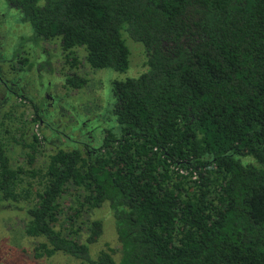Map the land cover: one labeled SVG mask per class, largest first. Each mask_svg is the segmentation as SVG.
I'll return each mask as SVG.
<instances>
[{"label": "trees", "instance_id": "obj_1", "mask_svg": "<svg viewBox=\"0 0 264 264\" xmlns=\"http://www.w3.org/2000/svg\"><path fill=\"white\" fill-rule=\"evenodd\" d=\"M5 1L36 37L60 40L71 67L82 50L92 69L125 74L111 81L114 122L99 145L87 131L82 151L68 138L73 149L43 170L11 166L6 143L16 139L0 121V202H27L34 257L264 264V0ZM128 41L144 51L133 75ZM32 137L22 143L30 166ZM104 204L117 247L93 257L103 225L83 217Z\"/></svg>", "mask_w": 264, "mask_h": 264}, {"label": "rangeland", "instance_id": "obj_2", "mask_svg": "<svg viewBox=\"0 0 264 264\" xmlns=\"http://www.w3.org/2000/svg\"><path fill=\"white\" fill-rule=\"evenodd\" d=\"M6 8L7 6L4 4L3 0H0L1 11L7 12ZM6 21L9 22L8 24L11 28L7 32L8 41L15 40L17 36V28H13L12 25L16 24V14L9 12L8 17L6 16ZM22 31L23 26L21 25V31L18 36L22 34ZM24 32H27V30ZM4 43L6 44V39L3 41L0 37V58L6 57V46ZM128 47L130 50L129 74H137L140 72L141 64L144 61V51L140 43L128 41ZM78 52L83 56L84 52L82 50H78ZM32 72H30L31 74L24 76L25 78L23 81L24 85L25 83H27V86L29 85L27 91L30 92L33 91V88L30 85L31 81L34 79ZM78 72L87 73L90 72V69L88 70V68H85V65H83L79 68ZM59 73V75L57 74L58 76L54 75V80L55 82H58V85L61 87L63 81L62 78L65 76V67L59 69ZM5 75L8 78H11L10 76H12L8 72H6ZM22 76L23 73H17V75L9 82L8 89H5V91L4 89L1 90L4 97L9 101L12 98V96H10L12 93L13 95L21 93V81L19 80ZM124 76L125 74H117L108 68L92 70L90 77H92L91 87L93 88L90 89L91 91L88 93L86 92L83 94L82 92L75 91L70 93V91L66 92V89L62 91L61 88H59V94L64 92L65 98L67 95V98L71 99V101L69 102L68 99L65 100L63 97H60L59 104H55L54 109L49 108L50 110L42 115V123H39L38 121L34 122L29 119L31 112L27 106L22 105L19 107H12L10 106V102L3 97H0V118L4 111V113H7L8 110H14L15 113V115H11L12 118L7 117L5 120L8 128H10V133L16 139V141L9 140L8 143H6V154L10 159L11 165L17 166V164H19L30 168L33 166L36 169L39 168V170H43L48 163L49 156L56 150H69L72 148L74 144L67 139L78 135L79 132L83 133L84 131H87V133L94 138L95 145H99L102 128L109 127L112 122H114L113 115L111 117L109 112H105V110H107V104L113 101L111 98V81L113 78H121ZM46 78L50 79L48 73H42V80L40 83L37 81L36 83L34 82V87L39 86L41 83L47 85L48 82L45 83ZM86 91H88V89ZM72 99L76 102L73 103ZM102 99L103 110L101 113L97 115V117H95L93 113L90 116L87 113L88 110L85 108L90 107L91 112H97L96 107H98L97 105L100 104ZM82 105H85V108H80ZM9 106L10 108L8 109ZM59 106H62L61 110H59ZM21 111L23 112V119L20 120L18 118H13L14 116H18V113ZM54 111L59 115L57 114L58 116H55ZM52 129H56L60 133L53 132ZM33 133L40 135L41 137H39V139L41 140L39 144L36 142L33 165L30 166L27 163L28 156L26 155L28 147L22 143H30L33 140ZM64 139L66 140L64 141ZM62 202L65 207H67V204H73L71 193L64 194ZM27 206V202H21L17 206L7 202L0 203V264H85L78 259L60 252L49 258H35L33 247L40 241V239L29 237L25 233L24 229L28 218V215L26 214ZM108 209V205L104 204L99 207V209L87 213L85 218L83 217V219H101L103 223V232L100 238L90 246L93 257H95L101 249L117 247L113 218ZM83 238L84 234L80 239L83 240ZM116 256H118V254Z\"/></svg>", "mask_w": 264, "mask_h": 264}, {"label": "flooded vegetation", "instance_id": "obj_3", "mask_svg": "<svg viewBox=\"0 0 264 264\" xmlns=\"http://www.w3.org/2000/svg\"><path fill=\"white\" fill-rule=\"evenodd\" d=\"M3 2L7 6L6 8L7 12H3L1 11L2 9H0V17L3 18V19L0 18V37L3 41H5L6 39V44L4 43V45L6 46V54H5L6 57L0 58V97H3L5 100L10 102L11 103L10 106L12 107H19L22 105L27 106L29 108V111L31 112L29 119L34 122L38 121L39 123H42L43 122L42 115L44 113H47L48 110L54 109L55 104H59L60 97H63L65 100L68 99L67 95L65 98L64 92H62V94H59V90H58L59 88H61L62 91L66 89V92L70 91V93L75 91V92H82L84 94L86 92L88 93L89 91H91L90 89H92L93 87H91L92 77H90V74H91V71L95 69H92L86 63L85 59L82 58V55L78 52V50H77V56H78L77 65L74 68L71 67L66 61L67 58L65 56L67 52L63 50L60 40L56 38L44 39V38L36 37L33 34V30L30 28V26H28L27 23L22 21L20 13L16 10V8L12 7L5 0H3ZM9 12L16 14V24L12 26L13 28H17L16 30L17 36L15 40L8 41L7 32L11 28L9 27V24H8L9 22L6 21V16L8 17ZM21 25L23 26V31H22V34L18 36L19 32L21 31ZM25 30H27V32H24ZM83 65H85V68H88V70L90 69V72H87V73L80 72L79 73L78 70ZM62 67H65V76L62 78L63 81L60 87L58 85L59 83L55 82L54 75H57V74L59 75L60 74L59 69H61ZM32 69H33V72H32ZM6 72L12 75L10 76L11 78H8L5 75ZM30 72H32V75L35 79V80L33 79L30 83V85L33 88L32 92L27 91L29 85L27 86L26 85L27 83H25V85L23 83L24 78H25L24 76L31 74ZM68 72H71V73H68ZM17 73H23L22 78L19 80L21 81V93L14 94V95L12 93L10 95L12 96V98L9 101L6 97H4V94L2 93L1 90L4 89L5 91V89L6 90L8 89L9 82L12 80V78H14L17 75ZM42 73H48V77H50V79L49 78L45 79V83L48 82L47 85L41 83L40 84L41 87L40 85L37 87H34V82L36 83L37 81L38 83H40V81L42 80L41 79ZM73 75H78V76L85 78L86 80L85 84L78 88L72 87L69 84H67L65 82L66 76L70 77ZM87 89L88 91H86ZM68 101L70 102L71 99H68ZM72 102L75 103L76 101L72 99ZM10 106L8 107V109L10 108ZM97 106H98L96 107L97 112H91V108L90 107L85 108V105H82V107L80 108L82 109L85 108L86 110H88L87 113L90 116L93 113V115L96 117L99 114V112L103 110V99L100 102V104ZM61 108L62 106H59V110H61ZM4 112L2 113V117L0 118V121L3 122L6 126H8L7 123L5 122L6 118L7 117L10 118L11 115H15V113H14V110L12 111L8 110L7 113H4ZM22 114L23 112L21 111L18 113V116H14L13 118H18L21 120L23 119ZM54 114L55 116L59 115L55 111H54ZM24 118H27V117H24ZM53 130H55L56 133H60L56 129H52V131ZM33 134H35L38 137V139L39 137H41L37 133H33ZM81 137H82V132H79V134L76 135V138L74 137V140L72 142L75 143V145L77 146V149H80L82 151L85 149V145H84L85 142H83ZM88 137L89 139L86 140L87 141L86 143L88 144V146L90 145L94 146L95 145L94 138L90 134H88ZM102 137H103V134L101 135V141H102ZM40 140L41 139H39V142L37 141L38 144L40 143ZM65 140L66 139H64V141ZM71 149H73V146ZM12 167H16V166H12ZM0 203H4V202H0Z\"/></svg>", "mask_w": 264, "mask_h": 264}]
</instances>
